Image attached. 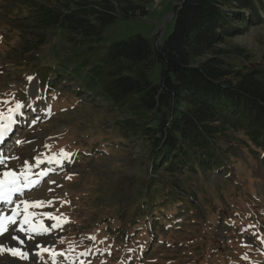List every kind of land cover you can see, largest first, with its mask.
<instances>
[{
  "label": "rangeland",
  "instance_id": "374dc122",
  "mask_svg": "<svg viewBox=\"0 0 264 264\" xmlns=\"http://www.w3.org/2000/svg\"><path fill=\"white\" fill-rule=\"evenodd\" d=\"M131 1L143 6L147 16L108 26L99 51L136 35L159 44L172 32L169 15L176 0ZM6 24L0 20V25ZM65 35L55 34L41 52L46 58L42 66L51 79H61V83L52 80V86L44 82L42 69L35 62L12 71L6 55L15 50L1 44L7 38L0 39V100L11 101L0 103V110L6 114L16 102L27 105L25 116L0 150L20 157L8 161L12 169H19L25 160L33 164L32 158L37 156L44 161L33 172L47 170L44 181L55 183L34 189L24 199L45 202L29 209L39 214L33 217L34 223L61 225L25 244L39 240L42 247L55 253L67 252L76 264H264V166L260 159L264 155L253 157L241 146L234 166L220 177L183 179L177 189L184 188L185 197L164 195L166 186L174 183L166 176L159 177L168 183L157 184L150 196L145 185L147 163L141 158L143 145L127 140L117 128L123 115L105 107L101 100L78 94L84 87L71 70H78L84 62L94 63L98 53L89 55L84 48L74 49ZM17 42L13 37L10 44ZM230 43L242 47L254 61L264 60V23L250 27ZM67 54L74 55L70 62L64 61ZM33 67L38 72L32 71ZM159 72V65H155L153 84L159 83ZM48 89L52 93L49 106L45 97ZM16 139L31 142L17 145ZM61 150L71 156L63 157ZM43 213H52L57 220H49ZM19 235L23 239L24 234ZM5 244L11 246L7 240ZM25 244L16 246L28 250L29 259L21 260L5 251L0 253V264H52V256L45 253L41 260L34 255L35 249ZM85 251L87 256L78 255ZM56 264L66 262L56 257Z\"/></svg>",
  "mask_w": 264,
  "mask_h": 264
},
{
  "label": "trees",
  "instance_id": "16d2710c",
  "mask_svg": "<svg viewBox=\"0 0 264 264\" xmlns=\"http://www.w3.org/2000/svg\"><path fill=\"white\" fill-rule=\"evenodd\" d=\"M172 10V32L159 44L136 35L99 51L108 26L145 18L148 11L131 0H1L0 20L7 24L0 25V39L15 50L6 55L12 71L35 62L51 86L41 56L55 34H66L74 49L98 53L94 63L71 70L84 87L79 96L123 115L118 130L143 145L149 195L168 183L159 177L166 176L174 183L164 195L182 198L183 179L220 177L241 146L253 157L264 155V60L230 43L264 23V0H176ZM13 37L17 45L10 44ZM155 65L158 84L151 82ZM51 94L48 89V106Z\"/></svg>",
  "mask_w": 264,
  "mask_h": 264
},
{
  "label": "snow or ice",
  "instance_id": "6c2138e0",
  "mask_svg": "<svg viewBox=\"0 0 264 264\" xmlns=\"http://www.w3.org/2000/svg\"><path fill=\"white\" fill-rule=\"evenodd\" d=\"M28 80H32L33 77H28ZM0 103L11 104L10 100H0ZM27 105L23 102H16L14 106L9 107L5 114L3 110H0V145H4L9 137L12 136L16 130L17 124L25 116L23 109ZM35 124V121H33ZM15 144L20 145L24 143H30L28 140L16 139ZM61 155L65 158L71 156L70 153H65L61 150ZM18 156H9L5 151L0 150V253L7 251L12 256L19 257L21 260L29 259V251L22 250V248L16 246L24 245L25 240L20 237V233H23L28 240H34L35 237H43L50 234L52 230H55L61 225L59 223H53L50 226H45L42 222L34 223L33 217L39 214L29 211L30 208H36L43 206L45 202L41 200L29 201L24 197L33 191L43 187L46 183H55V181H44V177L48 175V171L33 172V169L39 168V165L44 161L39 156L32 158L33 164H29L28 160L24 161V164L19 169H12L8 167L9 160H18ZM60 163V161H56ZM48 163H52L49 159ZM70 178V177H69ZM49 205L51 201L47 202ZM49 220H57V217L52 213H43ZM7 234V235H6ZM91 240H95L94 236L89 237ZM5 240L9 242L11 246L5 244ZM264 243V241H262ZM31 248L35 249L34 255L43 260L45 253L53 257L52 264H56V257H62L66 264H76L75 258L68 259L67 252L55 253L49 247H42L41 242H36L31 245ZM88 251L81 252L79 256H87ZM246 258V257H245ZM83 264V261L80 262Z\"/></svg>",
  "mask_w": 264,
  "mask_h": 264
},
{
  "label": "water",
  "instance_id": "95a60500",
  "mask_svg": "<svg viewBox=\"0 0 264 264\" xmlns=\"http://www.w3.org/2000/svg\"><path fill=\"white\" fill-rule=\"evenodd\" d=\"M175 5V4H174ZM170 17V20H173L175 17H174V11L172 10L171 14L169 15Z\"/></svg>",
  "mask_w": 264,
  "mask_h": 264
},
{
  "label": "bare ground",
  "instance_id": "6f19581e",
  "mask_svg": "<svg viewBox=\"0 0 264 264\" xmlns=\"http://www.w3.org/2000/svg\"><path fill=\"white\" fill-rule=\"evenodd\" d=\"M31 245H32V244H30V243L25 244V246H26V247H29V248H31ZM31 250H32V249H31Z\"/></svg>",
  "mask_w": 264,
  "mask_h": 264
}]
</instances>
